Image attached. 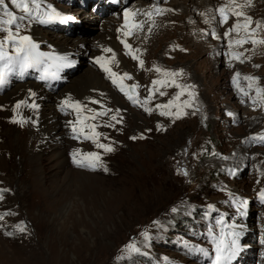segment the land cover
Returning <instances> with one entry per match:
<instances>
[{
    "label": "rangeland",
    "instance_id": "rangeland-1",
    "mask_svg": "<svg viewBox=\"0 0 264 264\" xmlns=\"http://www.w3.org/2000/svg\"><path fill=\"white\" fill-rule=\"evenodd\" d=\"M134 1L127 7L140 5ZM168 1L165 5L159 2V8L183 0ZM255 1L238 8L231 5V0H212L208 13L180 12L186 17L177 21L181 29L174 28L172 22L164 24V30L157 26L153 21L162 16L155 12V6L148 12L151 16L142 14L148 9L145 6L136 10L143 15L136 21L141 27H136L140 39L151 37L157 30L166 33L148 43L147 58L141 55L139 38L130 42L126 50L143 61L142 67L131 55L128 58L123 43H118L123 59L133 66L131 70L126 69L132 79L123 83L138 85L137 98L143 102L153 88L152 81L165 79L153 70L155 67L181 72L175 80L180 85L193 86L189 91L194 92V98L191 107L182 108L183 115L177 119L176 108L171 109L173 115L162 116L157 105L167 104L180 89L167 86L154 91L147 104L152 109L149 113L143 106L128 102L107 73L97 66L94 61L100 52L96 45L101 32L99 25H93L91 15L77 12L81 0H42L59 13L72 16L69 20L73 27L69 32L78 34L49 32L46 38L50 43L59 41L58 45L73 40L68 47L75 51L65 57L71 61L68 65L73 66L68 73L73 72L74 76L56 91L41 87L57 99L54 101L57 125L54 130L51 129L54 124L49 127L56 137L50 142L38 144L35 136L31 138L35 130L32 123L23 133L16 123L8 119L0 121V216H3L0 264H211V257L215 255L212 237H218L222 228L228 233L235 227L245 237H242L243 249L236 252L231 264H264V202L259 197L264 189V142L253 139L264 136V104H253L232 83L234 74L240 73L241 77H254L256 86L264 89V45L246 43L230 49L229 41L246 33L241 30L239 35L231 33L225 37L224 33L237 23V18L229 14L228 24L221 23L216 11L226 5L232 11H242L251 17L250 28L256 29L254 38L261 39L264 27L257 29L256 23L264 25V0ZM252 3L261 8L255 4L252 7ZM236 4H248V0H236ZM5 6L17 16L23 14L10 0H5ZM177 12L172 11L170 15L176 17ZM0 15L3 18L2 12ZM239 22L243 23V18ZM143 23L148 25L146 33ZM24 24L21 35L29 36L33 42L41 37L37 36L38 32L48 31L45 25L28 21ZM166 28L172 31L169 29L168 33ZM213 32L215 38L211 35ZM127 35L132 38L134 33L129 31ZM75 40H82V45H76ZM37 45L40 53L56 55L46 42ZM230 51L242 53L240 60L230 59ZM110 68L118 73L121 67L110 60ZM91 72L96 80L92 79L89 84L93 85L82 95L78 94L80 88L70 80ZM36 76L38 72L34 77L29 76L28 82ZM240 87L247 90V82L241 79ZM10 89L0 98L11 92ZM249 95L255 96V91ZM69 98L83 106L79 115L71 108L60 110L62 102ZM189 99L186 93L177 104L182 105ZM106 110H110L106 115L90 118ZM117 111L119 122L110 119ZM89 125H95L98 143L112 147L113 151L105 152L80 134L79 129L83 127L84 133L90 135ZM73 126L78 129L76 133L72 131ZM18 138H21V149L15 145L14 140ZM51 147H63L66 158L68 152L78 153L77 159L86 153L100 155L103 167L95 169L78 166L73 157L67 158L71 171L97 177L99 182L89 186L68 183L59 174V163ZM32 154L40 155V170L28 157ZM241 201H247L246 207L240 206ZM18 225L25 231H18ZM129 245L139 251L129 252ZM194 248H203L209 255L206 257ZM249 249L255 257L250 256Z\"/></svg>",
    "mask_w": 264,
    "mask_h": 264
},
{
    "label": "snow or ice",
    "instance_id": "snow-or-ice-1",
    "mask_svg": "<svg viewBox=\"0 0 264 264\" xmlns=\"http://www.w3.org/2000/svg\"><path fill=\"white\" fill-rule=\"evenodd\" d=\"M11 5L18 10L19 12L23 13L22 15L17 16L13 11H9L8 8L5 6V0H0V12H2V17L0 18V33H3V38H0V88H3L9 82V78L14 74L23 75L29 69L32 68H41L42 65H45L47 61H52L51 64H47L45 67L41 68V71L44 74V77L49 75L48 69L51 67H63L66 64H70L71 61L68 60L67 57L61 56H48L44 53H40L37 51L38 45L34 43L29 36L21 35V31L24 28L25 21L29 23L34 21H39L40 23L51 24L57 21L65 22L70 17H66L61 15L58 11L54 8H50L47 5L42 3V0H10ZM231 5H234L238 8H243L245 6L250 5V0H248V4H236V0H231ZM226 8L228 10H226ZM164 10L160 8H156L155 12L157 14H162ZM220 14V22L227 23V19L229 14L234 15L237 18V23L234 24L227 32L224 33L225 37H228L231 33H237L243 30L246 35L238 38L236 40L229 41V48L231 49L233 45L242 46L246 43H251L253 46L256 45H264V38L256 39L254 38L256 35V29L250 28L252 24L251 17L247 16L242 11H232L230 6H221L216 10ZM148 16H151L152 13H147ZM203 15V14H202ZM129 16V12H125V17ZM243 18V23H240V19ZM205 23H208L205 20ZM135 27H140V25H135ZM264 25H261L259 22L256 23V28H262ZM213 38H215V32L211 33ZM124 43V47L129 49L130 46ZM104 52H111L112 50L109 48L103 49ZM11 52V54H10ZM126 54L132 55L133 59H137V57L131 52H126ZM230 59L240 60L242 53H232L231 51L228 53ZM115 59V54L112 56V60ZM95 63L99 64L101 69L107 73L108 77L112 80L114 86H117L118 89L124 93V95L135 105L143 106L146 112L151 113L152 109L147 107V104L151 101V96L153 95L154 91H159L160 87H167V86H174L180 91L176 94V96L170 100L167 104H160L157 105L159 109L162 111L160 115L162 116H171L173 115L171 109L176 108L177 111L175 113L176 118H180L183 115L182 108H188L192 105V98H194V92L189 91L193 86L191 85H180L176 82L175 77L182 75L181 72H169L163 70L159 67H155L153 70L160 74L161 76L165 77V79H157L152 81L153 88L149 90V96L143 102L139 101L137 98V89L138 85H131L127 86L123 83L124 80H130L132 77L127 73L123 75H119L111 70L108 67L109 61L105 60V57H98ZM140 66H143V61H140ZM54 75V74H53ZM42 77V78H44ZM171 78V79H168ZM243 79L247 82V90L240 87V80ZM232 83L236 87L237 91L240 92L243 96L249 97L253 104H264V89L256 86L257 81L254 77L245 76L241 77L240 73H235L232 78ZM255 91V96H250L249 93ZM189 96V100H186L181 104H177V101L180 100V97L185 95ZM164 93H161L163 95ZM24 102H20L16 105V108L19 109L21 104ZM92 103H97V101H92ZM31 107L35 108L36 105L33 104ZM71 108L77 112L79 115L82 112V105L79 102H72L69 99H66L62 102L61 110L63 111L64 108ZM91 111V110H89ZM107 111H102L99 113H95L91 119H96L97 116H104L107 114ZM118 111L116 114L111 116V120L117 121ZM122 119V118H121ZM13 122H17L13 120ZM23 123V121H19ZM119 122V121H117ZM79 123V121H78ZM111 126V125H109ZM90 129L91 134H85L83 127L79 129L80 134L84 135L85 139H91L94 143H96V147L103 149L105 152L113 151V148L104 144L98 143L99 134L95 132V125L87 126ZM72 131L76 133L78 131L76 126H73ZM142 138V137H141ZM135 139V138H133ZM253 139H259L261 142H264V136L257 137ZM78 153H73V161L78 166L81 167H89V168H98L103 167V163L101 161V156L97 153H86L83 154L80 159H77ZM106 170V169H105ZM185 175L187 173H184ZM259 197L262 202H264V189H262L259 193ZM247 201H241L240 206L246 207ZM10 213H5L8 215ZM0 219H3V216H0ZM223 224V221L220 222ZM17 230L20 232H24L25 228L22 225L17 226ZM7 235L11 236L13 233H6ZM239 233L235 232H228L224 233L223 228L221 229L220 235L213 236L212 242L214 244V257H211V264H230L232 257L238 251L237 242L234 237H237ZM147 235L145 234V239H147ZM194 251L201 252L204 256H208L209 253L207 250L203 248H194ZM129 252H138L139 249L136 248L134 245L128 246Z\"/></svg>",
    "mask_w": 264,
    "mask_h": 264
},
{
    "label": "bare ground",
    "instance_id": "bare-ground-1",
    "mask_svg": "<svg viewBox=\"0 0 264 264\" xmlns=\"http://www.w3.org/2000/svg\"><path fill=\"white\" fill-rule=\"evenodd\" d=\"M129 1L130 0H126V2H129ZM162 1L165 2L164 5L167 4V2H169L168 0H159V2H162ZM135 2H138V1L135 0ZM143 2H146V1H143ZM255 2H259V1L256 0ZM211 3H213L212 0H195V1H192V0H183L182 2H174V3L170 4V5H167V6L163 7V9H166V10H164V12H162V14H160V16H162V17L160 19L154 20L153 22L157 26H159V27L161 26V29L162 30H164V24L165 25H168L169 22H172L173 23L174 28L181 29V27L179 25H176V24H177L178 19H182V18L185 17V16L182 15L183 13L194 12L195 10L196 11H199L200 13H208L207 8L211 6L210 5ZM254 4L257 6V3H252V7L254 6ZM164 5H162V6H164ZM139 6H142V7L145 6L146 8H148V9L145 8L146 10L142 14H147L149 11H152V6H155L156 8H159L158 2H154L153 4H150V3H145L144 4L143 3V4H140ZM139 6L132 5V8H129L128 9L129 16L126 18L125 17V14H123V15L119 16V20L117 19V17H114V18H110V17H107V18L101 17L100 18L98 16H91V17H89L90 19H94V20H92L94 22V24H93L94 26H98L99 25L98 29L101 32L100 42L98 43V45H96V46H98V49L100 51L97 54V57H102L103 56V57H105V60H107V61L110 62V60H112L113 54H115L114 63L120 65L121 68H120V70H119L118 73H120V71L122 72V70H123L122 75L124 73H126V69L129 70V68H130L131 65H130V63L125 58H124L125 60L123 59V57H124L123 54L127 52L126 48L124 47V43L122 45L125 48V49H123L124 53H122V51H121V48L122 47L118 43H121V41H124L125 43H127L130 46V42H132L133 39H137V38L140 37L138 35V33H137V30L138 29L135 27V24L138 23L139 20L142 19L141 17L143 16V15H140V13L138 11H136V10H138V7ZM257 8L260 9L261 7L260 6H257ZM172 11H174V12L175 11H178L177 12L178 15L176 17H172V15H170V13ZM77 12L79 13L80 11H77ZM180 12L182 14H179ZM245 12L247 13V11H245ZM61 15L72 18V16H69L68 13H64V14H61ZM137 16H138V18H137L138 19L137 20L138 22H134V19ZM131 18L133 19V22L131 24H129V25H124L123 24L124 20H129ZM73 19L75 20V18H73ZM76 19H78V18H76ZM145 20H147V17H146ZM75 21L78 22L77 20H75ZM100 21H102L103 23L99 24ZM34 23H36L38 26H42V23H40L39 21H34ZM111 25H114V28H112ZM147 26L148 25H145L144 24V33H146L145 32L146 31L145 28ZM139 29H141V27ZM166 29H167V32L168 33L170 32L169 29L172 31L171 28H166ZM149 30L147 32H149ZM59 31L62 34H65V33L66 34H74V33H77V31H74L72 33H70L69 31H65V30H59ZM70 31H72V30H70ZM129 31H133V33H134V35H133L132 38L131 37H128V35H127ZM157 31H159V30H157ZM157 31H154L152 33V36L151 37H147L146 38V37H143L142 36L141 39L139 38L141 40L140 41V44H139V48L141 47L140 50H141V55H142L143 58H147L146 55L149 53V51H148L149 50L148 43L150 41H152V40L156 41L155 38H161V36L163 37L164 34L166 33V31L165 32L159 31V33L157 34ZM49 34H50L49 31H47V32H45L43 34L42 33L39 34V32H38L37 36L41 35V37L38 38L37 40H35L36 44L37 43H41V42H46L47 45L49 44V46H51V48L53 50V53L56 54L55 56L65 57L66 54L69 55L70 52L75 51L74 49L68 47V46H71L72 45L73 40H70L69 44L67 42V43H62L63 45H58L59 44V41H53V43H50L51 40L50 41L47 40L46 36H48ZM137 35H138V37H136ZM60 39H62V38H59V40ZM190 39H192V38L190 37ZM82 40L81 41L75 40L74 43H76V45L81 46L82 45ZM149 45H151V44H149ZM105 48H109L112 51L111 52H104L103 49H105ZM85 51H87L86 48H84V52ZM149 55H148V57H149ZM131 56L128 54V58L131 57ZM130 60H132V59H129V61ZM137 60L138 61H141L140 58L137 59ZM65 66L66 67H69V66H72V64L71 65L66 64ZM97 66H99V64ZM108 67H110V63L108 64ZM131 67H133V66H131ZM130 70H131V68H130ZM68 72H70V71H68ZM68 72L63 75V77H62L63 82L65 80H67L68 78L74 76V73L73 72L72 73H68ZM95 76L96 75L93 72H91V73H87V75L81 76L78 79H75L74 81L71 79L70 82L72 84L74 83V86L76 88H78V87L80 88L78 94H81L82 95V92L85 89L90 88L93 85V84L91 85L89 83H90V81L92 79H95L96 80V77ZM81 86H83V87L81 88ZM39 87L40 86H38L36 84H33V83H25L23 85L22 84L14 85L12 87V89H10L11 92H9L8 94H6L5 96H3V97L0 98V121H6L8 119V120H10L11 123H16L17 126L19 127L18 130H21L23 133H24V131L26 129H29L28 126H29V124L32 123L34 125V129L35 130H32V137L31 138H33L35 136L34 138H36L38 140V144L39 143H44L45 144V143L50 142L54 138V136H55V131H51L49 129V127H50L51 124H54L51 127V129L54 130L55 129V124L57 125V119H56L57 117H55V115H54V113L57 112V103L54 102V101H56L57 99H55V97H51L52 96L51 93L50 94L45 93L44 90L40 87L42 89L41 90ZM76 88H73V91ZM66 91H68V90H66ZM20 102H24V103H22L21 104V107L19 109H17L16 108V105L18 103H20ZM33 104L36 105L35 108L31 107V105H33ZM5 113L9 114V116H7L8 118L4 116ZM13 120H15L17 122H13ZM19 121H23V123H20ZM79 121H81V119ZM14 136H15V133H14ZM5 137H7V136H5ZM14 141H15V145H18L19 148L21 149V138L20 139L19 138L18 139H15ZM24 143H26V142H24ZM26 145H27V143H26ZM34 149H35V152L36 153H38V154L40 153L37 148H34ZM51 149H52V151H54L53 152V155L58 160V163H59L58 164L59 166L57 167V168H59L61 170V172H59V174L64 179L66 178L68 183L73 184V185H77V186H83L84 184H86V185L89 186V184L92 183V182H94V183L95 182H97V183L99 182L97 177L79 174V173L73 172V171H71L69 169L67 158H68V156L73 157V152L72 153H69L68 152L67 153V158H66V155H65V152H64V148L63 147H61V148L51 147ZM30 150H31V153H32V150L33 149H30ZM28 157L32 161L33 165H35L40 170L41 169V165H42V164H40L41 163L40 162L41 161L40 155L32 154L31 157L30 156H28ZM71 175H74V176H71ZM70 177H74V178L72 179ZM81 188H83V187H81ZM243 227L245 229V226H243ZM232 229H233V232H235V233L241 232L236 227H235V229L234 228H232ZM240 234H241V236H240ZM242 237H245L242 232L239 233V235L237 237H234L236 239L237 247H238L237 253H239L243 249V246H242ZM248 251H249V254H250L251 257H255L256 256V254L252 255L250 253V251H251L250 249ZM258 256H259V254H258ZM240 257H242V256H240Z\"/></svg>",
    "mask_w": 264,
    "mask_h": 264
}]
</instances>
